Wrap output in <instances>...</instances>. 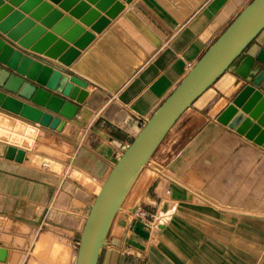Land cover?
I'll list each match as a JSON object with an SVG mask.
<instances>
[{
    "label": "crops",
    "instance_id": "obj_1",
    "mask_svg": "<svg viewBox=\"0 0 264 264\" xmlns=\"http://www.w3.org/2000/svg\"><path fill=\"white\" fill-rule=\"evenodd\" d=\"M2 1L13 10L4 20L21 15L34 22L30 31L44 28L42 21L57 11L63 17L46 28L47 34L67 42L53 32L67 18L95 35L69 67L13 43L87 82L82 90L89 95L62 132L0 108V143L28 150L17 142L32 145L38 135L53 150L52 158L87 176L93 186L90 178L105 182L122 147L133 142L189 74L188 64L195 66L254 0H116L124 9L100 34L82 18L96 11L108 19L107 12L97 9L102 0H40L31 8L33 14L44 4L50 9L38 19L20 10L28 1ZM81 5L88 8L78 19L72 12ZM240 63L181 116L147 165L154 161L165 168L166 180L149 185L140 206L161 214L157 227L135 218L116 228V219L99 264H264V148L217 120L246 86L236 73ZM26 162L27 152L23 163L0 157V220L27 230H67L74 234L76 250L88 217L84 212L91 210L99 188L87 190L81 180L39 171ZM150 183L143 181L144 186ZM0 247L8 250V264L11 251L3 242Z\"/></svg>",
    "mask_w": 264,
    "mask_h": 264
},
{
    "label": "water",
    "instance_id": "obj_2",
    "mask_svg": "<svg viewBox=\"0 0 264 264\" xmlns=\"http://www.w3.org/2000/svg\"><path fill=\"white\" fill-rule=\"evenodd\" d=\"M9 1L17 4L21 0ZM87 1L97 4L99 0ZM123 1L131 3L133 0ZM22 3L25 4L20 10L31 14V8L40 0H23ZM2 5L0 0V7ZM87 8L81 5L72 15L81 19ZM49 9L50 6L44 4L38 12L31 14V18L38 19ZM97 9L107 12L108 19L92 11L82 18V22L100 34L110 24L109 19L116 18L123 11L124 5L116 0H102ZM12 11L10 6L0 10V108L62 132L66 121H73L79 113V105L86 101L89 94L82 89L88 84L69 76L61 66H55L45 58L69 67L80 51L92 43L95 35L66 18L53 30L56 35L64 36L67 42L59 41L56 36L47 34L46 28L53 27L55 21L63 17L61 13L54 11L50 18L42 21L44 28L35 27L30 31L34 22L23 20L21 15L13 14L4 20ZM263 32L264 0H254L156 110L133 142L122 147L123 154L105 180L87 217L76 264H99L117 214L153 155L181 116L239 61L236 73L245 80L246 86L217 120L264 148V41H259ZM13 43L45 58L25 54ZM68 43H75L77 49ZM44 109L60 118H54ZM0 157L23 163L26 152L0 143ZM7 257L8 250L0 247V264H4Z\"/></svg>",
    "mask_w": 264,
    "mask_h": 264
},
{
    "label": "rangeland",
    "instance_id": "obj_3",
    "mask_svg": "<svg viewBox=\"0 0 264 264\" xmlns=\"http://www.w3.org/2000/svg\"><path fill=\"white\" fill-rule=\"evenodd\" d=\"M17 145L27 147L28 150L25 149L24 151L27 152V162L25 164L28 167L50 172L61 178L76 179V181L81 180L83 188L87 190L92 188L97 191L98 185L94 184L92 186L87 176L74 171V169L70 172L71 168L69 169L65 164L52 158L53 150L48 143L40 140L38 135L32 145H28L22 140H19ZM158 179L166 180L165 168L157 166L153 161L143 171L121 211L117 214L116 219H118V223H115L116 228L117 224L119 226L121 223L124 226L135 221L136 213L134 211L140 210L143 196L146 195L147 190L151 187L149 185ZM144 180L151 181V183L144 186ZM201 201L205 202L204 200ZM89 210L90 207H87L84 212L85 216L89 215ZM143 225L146 226V224ZM147 225L152 228L157 227V223L154 225L147 223ZM23 228L8 220H0V242L7 245L11 251L8 264H76L80 242L75 250L74 234L72 232L47 226L27 230L28 226L23 225Z\"/></svg>",
    "mask_w": 264,
    "mask_h": 264
},
{
    "label": "built area",
    "instance_id": "obj_4",
    "mask_svg": "<svg viewBox=\"0 0 264 264\" xmlns=\"http://www.w3.org/2000/svg\"><path fill=\"white\" fill-rule=\"evenodd\" d=\"M194 68V66L192 64H188V69L191 71ZM136 214V219L139 220L141 223L146 224L149 223L151 225H154L155 223H157L158 225V221L161 220L162 216L158 215L157 213H150V212H144L141 210H137L134 211ZM156 225V226H157Z\"/></svg>",
    "mask_w": 264,
    "mask_h": 264
},
{
    "label": "bare ground",
    "instance_id": "obj_5",
    "mask_svg": "<svg viewBox=\"0 0 264 264\" xmlns=\"http://www.w3.org/2000/svg\"><path fill=\"white\" fill-rule=\"evenodd\" d=\"M18 148V147H17ZM20 149H22V150H25L24 148H20ZM91 179V181L93 182V183H95V184H97V182H96V180L93 178V177H91L90 178ZM98 185V188H99V190L100 189H102L101 187L103 186V184H97ZM101 191V190H100ZM99 194V193H98ZM123 207V206H122ZM77 260V259H76Z\"/></svg>",
    "mask_w": 264,
    "mask_h": 264
}]
</instances>
